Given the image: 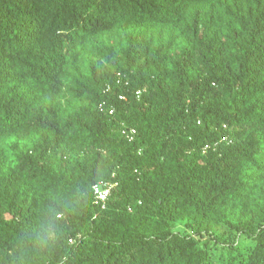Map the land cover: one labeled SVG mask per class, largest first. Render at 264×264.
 I'll return each instance as SVG.
<instances>
[{
	"label": "trees",
	"instance_id": "obj_1",
	"mask_svg": "<svg viewBox=\"0 0 264 264\" xmlns=\"http://www.w3.org/2000/svg\"><path fill=\"white\" fill-rule=\"evenodd\" d=\"M0 264H264V0H0Z\"/></svg>",
	"mask_w": 264,
	"mask_h": 264
},
{
	"label": "rangeland",
	"instance_id": "obj_2",
	"mask_svg": "<svg viewBox=\"0 0 264 264\" xmlns=\"http://www.w3.org/2000/svg\"><path fill=\"white\" fill-rule=\"evenodd\" d=\"M180 230H182L180 228ZM244 240V237L236 232H231L227 230L225 227L217 226L213 230V236L211 237L210 234L205 233L201 237V241H209L213 244L215 251H219L225 244H228L233 241L237 240Z\"/></svg>",
	"mask_w": 264,
	"mask_h": 264
},
{
	"label": "built area",
	"instance_id": "obj_3",
	"mask_svg": "<svg viewBox=\"0 0 264 264\" xmlns=\"http://www.w3.org/2000/svg\"><path fill=\"white\" fill-rule=\"evenodd\" d=\"M130 132V134H133L135 130H131ZM93 190L96 199L104 204L110 196L111 184H96L93 186Z\"/></svg>",
	"mask_w": 264,
	"mask_h": 264
}]
</instances>
